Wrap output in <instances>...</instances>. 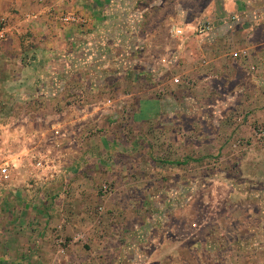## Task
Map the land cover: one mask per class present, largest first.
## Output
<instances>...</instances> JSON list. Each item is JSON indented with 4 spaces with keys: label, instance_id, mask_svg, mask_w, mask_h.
I'll return each instance as SVG.
<instances>
[{
    "label": "crops",
    "instance_id": "0c3cea01",
    "mask_svg": "<svg viewBox=\"0 0 264 264\" xmlns=\"http://www.w3.org/2000/svg\"><path fill=\"white\" fill-rule=\"evenodd\" d=\"M151 6L149 0H0V17H6L8 22L7 37L0 39V119L26 121L0 124V150L11 153L16 166L28 169L26 175H18L17 171L11 172L10 160L0 161V167L8 165L10 173V179L0 185V264L136 262L130 263L129 252L125 251L134 253L136 243H116L115 240L108 245L104 241V232L117 236L119 242L120 238H126L125 234L127 241L134 240L129 236L133 231L130 222L125 224L119 214L114 221L106 216L100 218L97 209L104 196L88 190L91 184L105 180H113L115 184L131 183L132 174L141 161L121 156L135 149L116 143L112 138L114 129L101 125L98 115L83 114V107L76 110L73 106L59 112L57 119L69 118L70 125L63 127L53 115L43 111L23 112V118L17 108L16 115L8 117L4 113L7 109L2 106L83 104V86L97 88V80L92 84L84 73L105 67L118 71L114 65L91 63L106 39L102 30L108 18L118 28L122 25L120 17L125 13L128 24L135 26L139 23L135 18L138 11ZM64 12L82 15L86 21L84 24L62 23L56 15ZM181 13L179 9L171 22L172 26L181 25L185 29V36L179 38L178 66L190 69L200 81L225 76L228 81L224 86L234 82L237 88L227 94L228 100L240 98L248 122L264 121V0H206L199 13L190 19L183 20ZM132 17L134 22L130 20ZM201 18L211 20L214 27L208 33L197 35L193 30ZM217 20L222 21L218 24ZM188 41L195 42L191 52L185 46ZM207 48L214 52L206 53ZM115 50L119 54L118 48ZM73 75H76L75 81L71 80ZM143 98L139 103L156 100L150 97L143 101ZM83 119L92 121L83 124ZM6 131L17 138L29 135L31 143L16 144L7 150L1 144L2 133ZM249 152L259 154L253 156L254 160L245 158L240 162L242 183L252 188L249 198L238 208L232 192L223 195L225 211L214 221L224 240L221 245L233 252L221 255V259L208 257L207 264H234L232 253L236 251L241 254L240 264H264V149L252 146ZM105 153L111 154L112 161L100 158V154L104 157ZM91 199L97 200V205L88 210ZM251 199L259 202L252 203ZM108 219L112 223H108ZM149 220L157 221V225L150 226L154 231L169 234L164 214L151 215ZM93 232L97 233V238ZM58 235L66 240L64 244H58ZM146 240L154 244L153 238ZM95 241L97 250L93 261L83 251V246L84 242ZM142 261V264H153L163 259ZM196 262L201 264V261Z\"/></svg>",
    "mask_w": 264,
    "mask_h": 264
},
{
    "label": "rangeland",
    "instance_id": "374dc122",
    "mask_svg": "<svg viewBox=\"0 0 264 264\" xmlns=\"http://www.w3.org/2000/svg\"><path fill=\"white\" fill-rule=\"evenodd\" d=\"M149 1L152 2L151 7L136 13L137 25L128 24L125 13L120 17L122 25L118 28L109 18L104 24L102 34L106 39L100 44L98 54L91 58V63L109 67L114 65L118 71L105 67L104 70L84 73L86 80L92 84L97 80V88L83 86V104H8L2 107L7 109L4 113L8 117L16 115L14 111L17 108L22 113L18 115L22 117L23 112L43 111L44 114L53 115L63 127L70 125L69 118L60 120L57 116L70 107L75 106L76 110L83 107V114L98 115L101 125L114 129L112 138L116 143L131 145V149H135L126 151L121 158L141 161L132 174L131 183L115 184L113 180H105L101 184H91L88 189L105 198L102 201L103 213L97 212L100 218L106 216L114 221L116 214H119L125 224L129 221L132 226L133 231L129 236L134 240L127 241L125 234L126 238H120L119 242L117 236L104 232V241L108 245L115 240L116 243H136L132 250L134 253L125 249L129 252L130 263L136 261L134 264L157 257H162L163 261L153 264H176L174 261H178V264H198L196 261L207 264L208 257L221 259V255L224 257L233 252V249L221 245L224 240L219 236L220 231L216 230L214 221L217 215L225 211L223 195L232 192L238 208L249 198L252 188L242 183L240 162L245 158L254 160L253 156L259 155L249 152L250 147L264 149V143L255 141L252 134V129L258 124L264 125V121L248 122L240 98L228 100L227 94H232L237 88L234 82L225 87L228 81L225 76L200 81L190 69H182L177 64L180 41L171 32V22L179 9L183 13V20L198 14L206 0ZM185 46L191 52L195 42L188 41ZM114 48H118L119 54ZM213 50L207 48L206 53L210 54ZM126 67H129L128 70H125ZM63 76L60 78L63 79ZM71 80L75 81L76 75ZM150 97L156 100L139 103V99L143 98L144 101ZM143 115L147 117L143 118ZM88 121L92 120L83 119V124ZM4 122L22 124L26 121L0 119V124ZM10 132L2 133L1 137V144L7 150L16 144L31 143L29 135L17 138ZM10 154L0 150V161L7 158L13 165L11 172L26 175L28 169L16 166ZM109 156L100 154L105 162L112 161ZM28 160L25 158V161ZM149 161L153 164H149ZM247 171L251 172L250 169ZM103 185L110 186L109 194L102 193ZM96 202L91 199L88 210L94 208ZM251 202L259 201L251 199ZM154 214L165 215L166 224L170 227L168 235L151 230L150 226L157 225V221L149 220V216ZM111 219L106 221L112 223ZM193 223H196V227H193ZM92 235L98 237L95 232ZM147 237L153 238L154 244L150 245ZM58 238L62 236L58 235ZM96 244L97 241L84 242L83 246V251L93 261ZM232 257L234 264L241 263L239 251L232 253Z\"/></svg>",
    "mask_w": 264,
    "mask_h": 264
},
{
    "label": "built area",
    "instance_id": "2783aa9c",
    "mask_svg": "<svg viewBox=\"0 0 264 264\" xmlns=\"http://www.w3.org/2000/svg\"><path fill=\"white\" fill-rule=\"evenodd\" d=\"M42 2L43 0H39ZM57 18L62 22V23H85V18L82 15L76 14V13H60L56 15ZM232 19H236V16H232ZM131 21L134 22L133 17L130 19ZM7 27H8V22L6 17H0V39L3 40L7 37ZM214 27V24L211 20L209 19H202L200 20L194 27V33L197 35H203L205 33H208L211 31ZM171 32L173 35L177 36L178 38H182L185 36V29L181 25H173L171 27ZM237 55V54H236ZM254 68V67H252ZM253 130V139L257 142L264 143V125L258 124ZM10 179V173H9V167L8 165L6 166H1L0 167V185L4 184ZM110 186L108 185H103L102 187V193L103 194H109ZM97 212L102 214L103 213V205L98 206ZM193 227H196V223L192 224ZM154 227L151 228L153 230ZM57 242L59 245L64 244L66 241L62 240L60 238L57 239ZM61 247V246H60Z\"/></svg>",
    "mask_w": 264,
    "mask_h": 264
}]
</instances>
